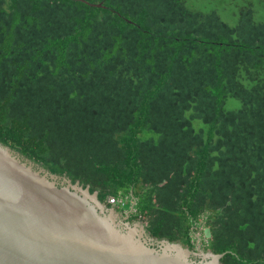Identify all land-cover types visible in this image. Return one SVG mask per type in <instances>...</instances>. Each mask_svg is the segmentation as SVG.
Segmentation results:
<instances>
[{
	"label": "trees",
	"instance_id": "16d2710c",
	"mask_svg": "<svg viewBox=\"0 0 264 264\" xmlns=\"http://www.w3.org/2000/svg\"><path fill=\"white\" fill-rule=\"evenodd\" d=\"M83 1L0 0V144L134 202L154 239L264 264V20L248 0Z\"/></svg>",
	"mask_w": 264,
	"mask_h": 264
},
{
	"label": "water",
	"instance_id": "95a60500",
	"mask_svg": "<svg viewBox=\"0 0 264 264\" xmlns=\"http://www.w3.org/2000/svg\"><path fill=\"white\" fill-rule=\"evenodd\" d=\"M36 165L0 144V264H221L198 237L195 251L154 239L97 192Z\"/></svg>",
	"mask_w": 264,
	"mask_h": 264
},
{
	"label": "rangeland",
	"instance_id": "374dc122",
	"mask_svg": "<svg viewBox=\"0 0 264 264\" xmlns=\"http://www.w3.org/2000/svg\"><path fill=\"white\" fill-rule=\"evenodd\" d=\"M210 1V3L208 4V2ZM222 1V0H221ZM248 1H250L251 3H252V8H253V10H254V17H255V20H264V11H262L261 9H259L258 8V4H259V1L260 0H248ZM188 2H190L189 0H188ZM192 2H194V3H196L197 5L200 3V5L201 4H204V6H207V7H213L214 6V1L213 0H192ZM263 2H264V0H263ZM219 12L221 13V15H222V3L219 5ZM223 12L225 13V14H229V11L227 10V9H225V10H223ZM231 19V18H230ZM33 162V161H32ZM33 163H35V162H33ZM35 164H37V163H35ZM39 164H37L36 166H38ZM40 166V165H39ZM116 204V203H115ZM115 204H113L112 206L118 211V212H120V213H122L124 216H126L127 214H128V216H131V212H132V208H131V206H133L134 205V202H130V201H125V202H122V204L121 205H128L129 207L128 208H125V209H123V210H121V209H118L117 208V206L115 205ZM135 222H137V221H133L132 223H135ZM197 247V241H196V246H195V248H193V249H191V250H193V251H195L196 249H198V248H196ZM198 247H200L202 250H203V248L201 247V246H198Z\"/></svg>",
	"mask_w": 264,
	"mask_h": 264
},
{
	"label": "built area",
	"instance_id": "2783aa9c",
	"mask_svg": "<svg viewBox=\"0 0 264 264\" xmlns=\"http://www.w3.org/2000/svg\"><path fill=\"white\" fill-rule=\"evenodd\" d=\"M125 201H129L128 199H125L123 201H118L119 203L125 202ZM198 237V236H197ZM199 238V237H198ZM197 239V238H196Z\"/></svg>",
	"mask_w": 264,
	"mask_h": 264
}]
</instances>
